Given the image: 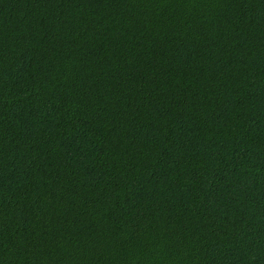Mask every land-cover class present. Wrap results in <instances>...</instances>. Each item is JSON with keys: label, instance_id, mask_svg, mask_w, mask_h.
<instances>
[{"label": "trees", "instance_id": "trees-1", "mask_svg": "<svg viewBox=\"0 0 264 264\" xmlns=\"http://www.w3.org/2000/svg\"><path fill=\"white\" fill-rule=\"evenodd\" d=\"M264 264V0H0V264Z\"/></svg>", "mask_w": 264, "mask_h": 264}, {"label": "clouds", "instance_id": "clouds-1", "mask_svg": "<svg viewBox=\"0 0 264 264\" xmlns=\"http://www.w3.org/2000/svg\"><path fill=\"white\" fill-rule=\"evenodd\" d=\"M172 259L181 260V261H188V264H192V259L188 255L187 252L181 251L179 255H173ZM3 264H7V260L3 262Z\"/></svg>", "mask_w": 264, "mask_h": 264}]
</instances>
